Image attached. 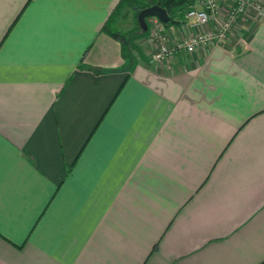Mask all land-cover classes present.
<instances>
[{
  "label": "crops",
  "instance_id": "1",
  "mask_svg": "<svg viewBox=\"0 0 264 264\" xmlns=\"http://www.w3.org/2000/svg\"><path fill=\"white\" fill-rule=\"evenodd\" d=\"M117 3L0 0V264L260 263L264 18L154 59Z\"/></svg>",
  "mask_w": 264,
  "mask_h": 264
},
{
  "label": "built area",
  "instance_id": "2",
  "mask_svg": "<svg viewBox=\"0 0 264 264\" xmlns=\"http://www.w3.org/2000/svg\"><path fill=\"white\" fill-rule=\"evenodd\" d=\"M251 10L257 17L264 18V0H232L225 7H222L219 0H194V4L184 15L185 21L193 27L214 22V27L173 39L163 22L153 16L150 17L146 40L155 50L154 59L169 58L176 52L191 53L202 45H222L228 40L233 26Z\"/></svg>",
  "mask_w": 264,
  "mask_h": 264
},
{
  "label": "trees",
  "instance_id": "3",
  "mask_svg": "<svg viewBox=\"0 0 264 264\" xmlns=\"http://www.w3.org/2000/svg\"><path fill=\"white\" fill-rule=\"evenodd\" d=\"M194 4V0H118L117 5L111 11L107 22L102 27V30L119 39L121 42L124 40V32L119 31V29L113 28L114 21L120 17H123L122 14L125 7L131 8L135 26L139 28L137 21V14L140 9L151 5H160L165 8L167 11L170 20L167 23H163L164 27L167 28L173 24H180L185 21L184 15ZM258 264H264L262 260Z\"/></svg>",
  "mask_w": 264,
  "mask_h": 264
},
{
  "label": "water",
  "instance_id": "4",
  "mask_svg": "<svg viewBox=\"0 0 264 264\" xmlns=\"http://www.w3.org/2000/svg\"><path fill=\"white\" fill-rule=\"evenodd\" d=\"M157 17L159 20H161L163 23H167L170 20V17L167 14V11L165 8L161 7L160 5H151L144 7V9H140V11L137 14V21L139 23V26L146 30L147 23L146 19L149 17Z\"/></svg>",
  "mask_w": 264,
  "mask_h": 264
},
{
  "label": "rangeland",
  "instance_id": "5",
  "mask_svg": "<svg viewBox=\"0 0 264 264\" xmlns=\"http://www.w3.org/2000/svg\"><path fill=\"white\" fill-rule=\"evenodd\" d=\"M124 10H123L122 14H125V15L120 20L119 25L117 26V28L118 27L128 28L129 27V24H130V20H131V18H133V14H132V11H131L132 9L131 8L125 7ZM211 25H212V27H214L215 26V23L212 22ZM119 31H120V28H119ZM147 34H146V36H147Z\"/></svg>",
  "mask_w": 264,
  "mask_h": 264
}]
</instances>
